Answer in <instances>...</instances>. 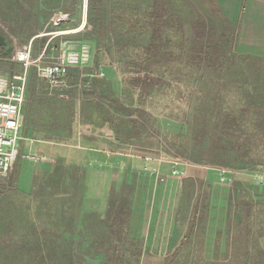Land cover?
I'll return each instance as SVG.
<instances>
[{
    "label": "trees",
    "instance_id": "1",
    "mask_svg": "<svg viewBox=\"0 0 264 264\" xmlns=\"http://www.w3.org/2000/svg\"><path fill=\"white\" fill-rule=\"evenodd\" d=\"M33 1L45 7H48V2L54 3V0H0V18L8 16L17 8L16 12L21 19L22 12L30 9ZM63 1L60 0L59 4L62 5ZM65 1L68 3V0ZM79 3L80 0L76 2ZM21 4L27 7L22 10ZM140 4L144 7L141 8ZM47 9L51 10L50 13L73 10L67 7H61L59 11H54L52 7ZM77 10L79 22L81 10L79 11V7ZM50 13H45L43 21H50ZM190 13L193 14L188 20L193 28L190 43L192 66L216 69L215 66L218 65L221 69L219 73L227 70L231 77H242L240 73H247L249 82L244 78L236 81L239 89L247 93V100L239 110L247 114L251 111L260 116L264 115V88L261 86L257 62L235 55L227 59L231 45H227L226 35L222 31L219 36H215L216 27L209 25L210 21L197 7L191 6L188 11L186 0H86L83 21L86 26L90 25V29L82 32L84 42L89 43L95 52L96 49L103 51L106 48L116 66L127 75L120 93L117 92V86L110 85L108 79H93L91 96L86 98L87 101L82 107L84 124L99 129L107 125L115 136L112 142L116 139L129 143L137 141L140 132L147 129L146 123L153 117L142 107L144 99L151 96L153 91L160 90L165 83L164 75L157 72V67L162 68L164 63L175 56L168 49L171 40L166 29L181 28L185 17ZM68 22L61 20L51 24L53 29H59L69 27ZM177 48L180 50L179 46ZM1 49L3 55L8 56L3 46ZM220 49L222 50L219 51ZM248 61L252 62V67H241ZM232 62H236L234 68L224 66ZM78 76L79 70L71 69L70 78L77 80ZM225 86L228 91L231 86L230 78H224L221 88ZM134 98L144 99L138 102V109H134L133 113L136 115L131 116L130 108L135 102ZM207 104L202 116L197 117L194 114L189 122L193 145L206 143L203 155H187L191 162L212 167L222 164H248L244 156V149L248 147L243 146L250 145L249 141H257L254 135L262 136L264 123L261 126L257 124L261 131L256 128L251 132L246 129L248 123L245 117L240 119L235 111H229L233 107L219 105L214 101ZM142 117L145 122L140 120ZM77 123L78 112L73 120L69 117L68 121L58 123V133L51 137L56 142L66 143L76 137L74 126ZM64 129L72 130L71 137L62 136L60 131ZM108 137L104 135L100 138L106 140ZM86 138L88 136H84ZM231 142H238L239 151L229 150L232 149L229 146ZM102 148L108 149L107 146ZM53 166L42 177L44 182L37 181L34 187L28 189L29 195L19 186H12V183L0 185V264H139L142 241L130 236L131 218L138 211L135 198L140 196L143 199L147 195L146 191L149 192L153 185L146 186L141 183L136 174L124 177L123 174L113 171L110 183L102 184L101 194L93 198L91 195L82 206L81 192L85 185L79 171L83 172L84 169L76 162H57ZM189 173L195 179L185 178L180 184L169 180L168 186H175L173 212L180 221L183 222L184 216L191 212L188 225L190 234L194 225L200 226L205 222L204 219H197V215L211 211L229 213V205L234 200H231V195H219L225 191V187L208 184L210 179L206 178L204 168L192 165ZM11 180L14 182L13 177ZM163 189L161 185L159 189L156 187L157 201L163 195ZM234 189L232 193L235 192ZM247 189L251 190V186L246 188L248 192ZM261 193L264 195V192ZM253 200L251 197H241L238 201L236 196L234 209L237 210L242 205L246 211H251ZM88 253L89 256L86 257Z\"/></svg>",
    "mask_w": 264,
    "mask_h": 264
},
{
    "label": "rangeland",
    "instance_id": "2",
    "mask_svg": "<svg viewBox=\"0 0 264 264\" xmlns=\"http://www.w3.org/2000/svg\"><path fill=\"white\" fill-rule=\"evenodd\" d=\"M77 1L68 0V3H66L67 1L64 0L61 3L62 5L59 4L60 0H54V3L48 2L47 6L52 7L54 11L61 10V7L73 9L69 12L62 10L55 13H50L51 10L47 9L48 7L33 1L31 7H29L30 9H28L29 11L24 10L27 6L21 4L22 10H24L21 19L16 12L17 8L9 13L8 16L0 18V35L4 37L7 45L13 48L11 53L8 54L6 52L8 56H5L1 49L2 45L0 46V74L6 77L11 76V73L22 71L23 66L21 62L13 60V55L16 52L28 51L33 61L27 69L25 98L21 109L22 125L20 128V138L17 143L18 155L10 171L4 175H0V185L2 183H12V186H19L22 190L27 191L25 193L28 194V189L34 187L37 181H43L42 177L47 171L54 168L53 165H56L57 162L63 164L76 162L84 169L83 172L79 171L85 185H83V191L81 192L83 194L82 206H84V201H88L91 195L93 198L97 197L95 195L101 194L102 184L110 183L113 171L121 174L124 159L126 163L129 158H132L131 156H140L142 154L144 157L146 155L159 156L163 160L165 159V161L170 160V158H177L182 163H185L191 161L187 155H203L206 143L200 142L199 145H193L189 122L192 121L194 114L195 116L197 114V117L202 116L205 104L208 106L207 103L209 101L210 103L214 101L219 105L233 107V109L229 108V111H232V113L235 111V115L240 117V119H244L245 117L248 123L246 129L251 132L257 128V124L261 126L264 123V115L260 116L251 111L247 114L239 110L247 100L245 98L247 93H243L239 89L240 87L236 81L243 80L244 78L245 81L249 82L250 79L247 73H240L244 77H231V73H227V70L224 73H219L221 69L218 68V65L215 66L216 69L212 67L195 68L192 66L190 43L193 28L190 26V21L188 20L193 14L190 13L189 16L185 17L181 28L166 29V33L171 40L168 49L175 56L167 63H164L165 66L162 68L156 66L157 72L164 75L165 83L160 87V90H157V92L153 91L152 95L146 99L134 98V104L131 105V108L129 107L131 109V116H135L136 114L133 113L134 109L139 107L138 102L144 99L145 102L142 104V107L153 115L152 119L146 123L147 129H143L140 132L137 141L129 143L116 139L117 141L112 142L114 134L107 125L103 129H99L84 124L82 107L87 101L86 98L91 96L90 91L92 89L88 91V88L91 82L93 83V79L96 77L108 79L107 81L110 82V85L117 86L118 93L123 89L126 81L125 76L127 74L123 69L116 66L115 61L108 55V50L103 48V52L102 49L100 51L96 49L95 52L91 46L92 59L88 66L92 65V67L84 68L82 76H78L77 80L72 77L73 79H70L68 82V87L50 88V84L47 81L39 79L36 76L34 65L38 62L48 63L54 60L58 55L62 54L65 42L77 45L84 43L85 40L82 32L90 29V25L86 26L83 24L84 14L86 13V0H80L79 4H76ZM188 1H191V4H188ZM188 1L186 0L188 11L191 6L197 7L200 13L208 18L210 21L209 25L211 24L216 27L215 36H219L220 31H223L226 35L227 45L229 43L234 49L238 48V45H242V33L246 31L247 24L251 22V17L248 20L246 18L247 15L249 16V12L246 13L247 0H241L240 5L237 0ZM59 5L60 7H58ZM140 5L141 8L144 7L143 4ZM236 6H240L238 17L234 14ZM78 7L79 11L81 10L79 22H77L79 16ZM46 11L51 14L50 21L52 23L56 24V22L65 20L66 22L69 21V27L53 29L50 21L47 22V19L43 21L45 13H47ZM77 23L78 25L76 26L75 24ZM177 46H179L180 50ZM224 66L234 68L236 62L225 64ZM244 66L252 67V62H244L241 67ZM100 72H103L105 77L99 76ZM224 78L231 79V86L228 91L226 89L227 86L221 88ZM85 79L88 81L87 84L85 83ZM234 85L235 87L233 88ZM120 98H122V95ZM248 102H250L249 98ZM76 112H78V123L74 126L77 132L76 137L71 138L66 143L54 141L51 135L58 133L59 128L57 124L68 121L69 117L73 120ZM140 120L142 122L146 121L143 117ZM257 130L261 131L259 128ZM60 133L63 134V137H71L72 130L64 129ZM99 133L101 135H98ZM104 135L109 136L106 138L107 141L100 138ZM84 136H88V138L84 139ZM254 138L257 141H249L250 145L246 144L243 146L248 147L244 149V156L246 162H249L248 164L237 163L235 166L226 164L217 165V168H215L217 170L214 171L215 175H212L210 178H212L213 183L217 182L221 185L220 187H225V191L220 192V196H232L231 200L233 199L234 202L229 205L228 211L229 213L238 214L239 218L235 214V220L238 223L242 222L245 214L251 215L252 220H254L256 213H261L263 215L261 220L263 229L264 195L261 191L264 192V139H262L264 138V132L262 131L261 137L260 134H256ZM243 141L240 140V142ZM238 142H231L229 146H232V149L229 148V150L235 149L239 151L237 148ZM105 146L108 149L102 148ZM147 149H150V151L145 152ZM25 155H35L44 159L32 160L26 158ZM234 155L230 154L229 156ZM241 157L244 158L243 156ZM149 163L158 165L161 171L170 170L169 163L161 165L160 162L158 163L155 160H150ZM186 164L183 165L184 168L189 165V163ZM164 166L167 167V170ZM199 166L207 170L210 169L208 164ZM219 168L224 171L221 173L226 175V181H221ZM68 170H70L69 167ZM12 177L14 182L11 180ZM70 179L72 180L71 177ZM248 185L251 186V190L247 189V192L246 188ZM174 187H165L162 195L164 203L162 206L168 212L173 211L174 208ZM233 188H235L236 193H232ZM255 193L259 195L254 196ZM236 196L238 197V201H240L241 197L242 199L245 197L254 199L253 210L246 211L241 207L242 205H240L239 209L235 210L233 204L235 203ZM150 200L154 203V195ZM32 201L35 200L32 199ZM158 205L159 200H155L153 207L157 208ZM237 206H239V203H237ZM256 226L257 224L253 223V233L256 231ZM233 231L236 235H239V231L243 234L244 229L241 226L238 230L233 229ZM240 247L238 246L237 248L240 249ZM257 254H259L258 251H248L247 255H245V251L226 252L219 264H247L249 261L252 264H260V262H254L250 257ZM84 255L86 256V254ZM88 256L89 253L86 257ZM83 259L86 258L83 257ZM261 264H264V262H261Z\"/></svg>",
    "mask_w": 264,
    "mask_h": 264
},
{
    "label": "crops",
    "instance_id": "3",
    "mask_svg": "<svg viewBox=\"0 0 264 264\" xmlns=\"http://www.w3.org/2000/svg\"><path fill=\"white\" fill-rule=\"evenodd\" d=\"M247 1L246 13L249 12V16L247 15L246 18L248 20L251 17V22L247 24L246 31L242 33V45H238V48L235 49L231 45L232 50L227 53L229 54L227 59H231L235 55L244 56L257 62L261 86L264 88V0ZM237 2L239 5L241 4V0H237ZM238 13L240 14V6H236L234 12L237 17ZM124 148L128 149L127 147ZM149 151L150 149L145 150V152ZM131 157L126 163L125 159L123 160L121 174L124 177L136 174L141 183L143 182L146 186L153 185L149 192L146 191L147 195L143 199L140 196L135 198L136 203H138L136 207L138 211L131 218L130 236L137 241L138 239L142 241L139 264H219L223 260L222 256L230 251H245V255L248 251H258L259 254L251 255V259L254 262H260V264L264 262V227L262 229L261 220L263 215L261 213H256L254 220H252L251 215L245 214V218L243 217L241 223L235 220V214L237 216V213L211 211L199 214L196 218L204 219L205 222L200 226L194 225L192 232L189 234L188 225L191 212L187 216L185 215L184 221L181 222L173 211L168 212L163 208L162 196L159 199L158 207L153 206L156 200L155 190L156 187L159 189V185L165 188V185H169V180H172L169 182L177 181V184H180L185 178L195 179L189 173V166L195 165L194 162H185L189 165L184 169V176L173 177L169 175L165 182H160L156 174L143 170L144 159L142 154ZM160 163L161 165L169 163L171 169L169 161H161ZM199 165L204 166L205 164H198L196 167H200ZM164 167L167 170V167ZM208 167L210 169H205V176L210 179L208 180L210 182L207 181L208 184H212V186L219 185L220 187L219 183H213L212 178H210L215 175L214 171L217 170L215 169L217 167ZM161 172L169 174L170 170ZM151 195L152 197L154 195V203L150 200L152 199ZM237 217L239 218V216ZM253 223L257 224L254 233L252 231ZM241 226L244 229L243 234L239 231V235H236L233 229L238 230ZM238 246H241L240 249L237 248ZM247 264H252V262L249 261Z\"/></svg>",
    "mask_w": 264,
    "mask_h": 264
},
{
    "label": "built area",
    "instance_id": "4",
    "mask_svg": "<svg viewBox=\"0 0 264 264\" xmlns=\"http://www.w3.org/2000/svg\"><path fill=\"white\" fill-rule=\"evenodd\" d=\"M83 24H86V22L84 21ZM91 59L90 44L84 42L77 45L65 42L62 54L58 55L54 60L48 63L38 62L34 64L35 73L39 79L47 81L50 84V88L68 87V82L71 79V69H78L79 77H81L84 68L92 67V65L88 66ZM13 60L21 62L23 66L22 71L11 73V76L6 77L0 74V175H4L10 171L18 155L17 143L20 138V128L22 125L21 109L25 98L27 69L33 63L28 51L16 52L13 55ZM103 75V72L99 73V76ZM86 80L85 83L87 84L88 81ZM91 89L92 82L88 91ZM25 157L32 160L44 159L35 155H25ZM143 159L146 163L143 166V170L156 174L160 182H165L169 175L173 177L185 175V168L181 167V164H187L182 163L177 158L167 160L171 163L169 174L161 172L158 165L149 163L150 160H155L158 163L165 161L162 157L146 155L145 157L143 156ZM219 169L221 181H226V175L222 174L224 171L221 168Z\"/></svg>",
    "mask_w": 264,
    "mask_h": 264
},
{
    "label": "water",
    "instance_id": "5",
    "mask_svg": "<svg viewBox=\"0 0 264 264\" xmlns=\"http://www.w3.org/2000/svg\"><path fill=\"white\" fill-rule=\"evenodd\" d=\"M86 6V5H85ZM0 45L5 47V50L8 54L11 53V50L13 49L11 46H8L4 37L2 35H0Z\"/></svg>",
    "mask_w": 264,
    "mask_h": 264
}]
</instances>
